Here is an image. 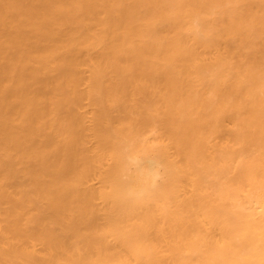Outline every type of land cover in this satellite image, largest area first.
Here are the masks:
<instances>
[{"label":"bare ground","instance_id":"6f19581e","mask_svg":"<svg viewBox=\"0 0 264 264\" xmlns=\"http://www.w3.org/2000/svg\"><path fill=\"white\" fill-rule=\"evenodd\" d=\"M0 264H264V0H0Z\"/></svg>","mask_w":264,"mask_h":264},{"label":"clouds","instance_id":"9594fccd","mask_svg":"<svg viewBox=\"0 0 264 264\" xmlns=\"http://www.w3.org/2000/svg\"><path fill=\"white\" fill-rule=\"evenodd\" d=\"M158 169H159V165L157 164L156 170L153 172V179H152L153 184L155 183L156 180L159 179Z\"/></svg>","mask_w":264,"mask_h":264}]
</instances>
